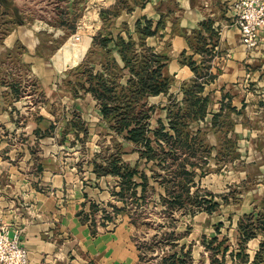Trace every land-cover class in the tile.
<instances>
[{"label":"rangeland","instance_id":"rangeland-1","mask_svg":"<svg viewBox=\"0 0 264 264\" xmlns=\"http://www.w3.org/2000/svg\"><path fill=\"white\" fill-rule=\"evenodd\" d=\"M117 1L122 4L118 14L109 13L107 18H103V10L113 8ZM140 1L0 0V183H10V178H21L18 183L20 189L29 185L37 189V178H51V171H56L61 178L98 177L93 171L92 161L98 152V132L106 124L93 98L82 94V91L80 95H73L67 80H77L74 67L84 59H88L89 66L95 70L100 68V55L88 54L93 35L99 29L113 35L118 32L126 35V30L132 32L135 19L143 17L139 10ZM153 7L152 15L159 13L163 25L172 22L171 26H175L178 20L176 0H156ZM199 28L198 25L183 30L181 35L195 42L197 34L193 30ZM162 33V29L155 33L157 40L147 36L146 44L155 45V49H168L171 40L166 39L162 43ZM202 34L208 38L207 48L217 41L215 31L208 33L202 28ZM187 55H192L201 68L202 59L211 58L208 54L195 55L190 47L186 50ZM177 60L181 63L180 53ZM164 74L173 78L171 92L177 100L182 97L181 83L195 75L193 72L189 78L176 82L171 72L164 71ZM259 79V86L252 85V82L257 84L256 81H246L248 90L243 96L241 94L243 98L235 100L234 105L230 104V99L226 100L225 104L234 109L225 107L214 125L212 117L192 123L201 128L209 148L205 174L199 181V187L212 192L211 197L218 204L211 212L200 210L193 215L172 214L176 219V231L185 232L189 228L179 240L180 244L184 243V250L190 251L186 264H241L249 254H252L250 264H256L255 261L264 264V235L256 230L255 239L242 243L238 228L239 220L255 224L264 221V72ZM10 81L18 83V96L9 92L6 83ZM250 89L252 93L246 97ZM211 98L209 112L212 114L215 101L213 95ZM147 100L150 104H157L153 112L154 125L156 117H164L165 112L159 105L166 102L167 96H148ZM76 126H79L78 131ZM82 127L86 128V135L81 131ZM117 139L126 150L122 158L133 164L137 153L130 150L132 145L120 136ZM231 143L238 155L230 152ZM141 167L142 161L139 163ZM104 176L112 178V182L107 183L108 201L121 205L111 197L115 177L110 174ZM157 197V193L149 188L147 202L139 210L141 219L148 223L141 222L136 227L129 222L127 214L121 212L116 214L114 221L108 222L109 225L126 224L134 244H145L140 264H161V255L176 250L162 245V241H151L152 235L157 234L154 240H159L165 236L164 232L171 230L167 225L159 228L160 223L166 224L167 215L157 203ZM246 202L250 211L241 213L239 209ZM107 210L112 208L108 206ZM257 240L258 245H255ZM256 246L258 249L254 252Z\"/></svg>","mask_w":264,"mask_h":264},{"label":"trees","instance_id":"trees-1","mask_svg":"<svg viewBox=\"0 0 264 264\" xmlns=\"http://www.w3.org/2000/svg\"><path fill=\"white\" fill-rule=\"evenodd\" d=\"M140 3L143 5L145 0ZM121 7L122 4L117 1L113 8L103 10V18H107L109 13L117 15ZM162 25L161 18L153 26L152 20L143 16L135 20L132 32L126 30V35L120 32L115 35L111 32L104 33L99 29L93 35L88 54L100 55V68L95 70L93 66H89L88 59H84L74 67L77 80H67L73 95H80L79 92L82 91V94H90L96 100L106 126L98 132V152L92 161L93 171L98 176L110 174L115 177L111 197L121 202L118 206L112 201L98 203L90 200L88 211L80 209L78 214L82 220L89 222L92 233L114 221L116 214L120 212L127 214L129 222L138 227L141 222L148 223L141 219L139 210L147 202V191L150 188L157 193V203L167 215L166 224L160 223L159 228L171 226V230L164 232L165 236L154 240L157 235L154 234L151 241H162V245L176 248L161 255L160 263L186 264L190 251L184 250V243L180 244L179 240L189 228L185 232L176 231V219L172 214L177 212L181 215H193L200 210L211 212L218 204L211 197L212 192L199 187V181L205 174L209 148L205 144L201 128L198 124H192L203 120L208 112L212 98L210 92L203 93L204 84L214 74L208 71L209 64L205 62V58L201 61V68L192 55L185 56L186 50H182L181 63L188 64L195 75L189 81L181 83L182 97L177 100L169 92L173 78L164 74L163 70L168 60L166 51L157 50L145 42V38L155 34ZM199 26L201 28L193 30L197 34L196 41L188 39L189 47L194 53L211 55L213 44L211 48H207L206 38L202 34V28L212 33L211 20H202ZM6 85L10 93L19 95L16 81H10ZM160 93L167 96L166 102L159 105L165 114L164 117H156L155 124L152 125L157 104H150L147 97ZM224 107L234 109L230 104L221 102L219 110L212 112V125ZM78 129L79 126H76L77 131ZM81 131L86 135V128L82 127ZM118 136L131 144L130 150L137 153L133 164L122 158L126 150L117 139ZM232 145L231 143L230 152L236 155ZM141 161L142 167L139 168ZM262 199L264 202V194ZM85 204L86 201H83L82 205ZM108 206L112 208L111 211L107 210ZM238 228L241 231V242L245 243L256 235V230L264 231V221L255 224L239 220ZM144 247L145 244H137L139 263L145 254L142 250Z\"/></svg>","mask_w":264,"mask_h":264},{"label":"crops","instance_id":"crops-1","mask_svg":"<svg viewBox=\"0 0 264 264\" xmlns=\"http://www.w3.org/2000/svg\"><path fill=\"white\" fill-rule=\"evenodd\" d=\"M176 1L177 23L172 27V22H166L159 28L163 30L161 42L171 40L169 48L164 50L168 60L163 70L171 72L176 82L193 75L188 64L177 60V55L182 50H189L188 39L181 33L198 27L202 20L209 19L217 41L212 46L213 53L208 54L211 58L205 60L209 64V72L214 75L205 82L203 92H210L214 96V111H218L221 102L225 103L227 99L234 105L235 100L243 98L244 91L248 90L245 87L246 81H256L257 84L252 82L253 86L260 84L259 78L264 72V30L260 33L257 46L248 49L240 40V32L230 8L231 0ZM155 3L156 0H147L141 5L139 10L143 16L150 15L149 18H152ZM159 17L160 14L156 12L152 18L154 25ZM155 36L148 35V39L157 40ZM160 48L157 50H162ZM194 54L206 56L207 53ZM173 84L171 83L169 92ZM249 93H252L251 89L246 97ZM160 94L151 97H158ZM87 95L93 98L90 94ZM93 100L96 102L94 98ZM209 110L208 106L205 115L207 118L212 117ZM236 154L238 155V151ZM51 172V178H37V189L31 185L20 189L18 183L21 178H10L7 179L10 183H0V221L22 228L20 238L28 250L30 264H140L139 250L130 238L129 226L124 223L107 224L104 228L100 227L98 232L92 233L89 222L82 220L78 214L80 209L88 211L90 200L102 203L110 199L107 183L112 182V178L104 175L97 178H61L56 171ZM93 174L95 175L94 172ZM83 201H86L85 205H82ZM239 210L241 213L249 212L247 202ZM261 233L264 235V231ZM253 239L255 236L249 238L248 243ZM258 242L255 241V245ZM255 249H258L257 246L254 252ZM251 260L252 254H249L241 264H250Z\"/></svg>","mask_w":264,"mask_h":264},{"label":"built area","instance_id":"built-area-1","mask_svg":"<svg viewBox=\"0 0 264 264\" xmlns=\"http://www.w3.org/2000/svg\"><path fill=\"white\" fill-rule=\"evenodd\" d=\"M230 8L242 44L248 49L256 47L264 30V0H231ZM21 231L19 226L0 222V264H30Z\"/></svg>","mask_w":264,"mask_h":264}]
</instances>
